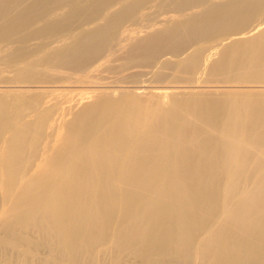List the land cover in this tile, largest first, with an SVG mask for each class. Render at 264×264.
<instances>
[{"label": "bare ground", "instance_id": "1", "mask_svg": "<svg viewBox=\"0 0 264 264\" xmlns=\"http://www.w3.org/2000/svg\"><path fill=\"white\" fill-rule=\"evenodd\" d=\"M0 264H264V0H0Z\"/></svg>", "mask_w": 264, "mask_h": 264}]
</instances>
